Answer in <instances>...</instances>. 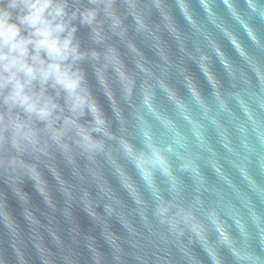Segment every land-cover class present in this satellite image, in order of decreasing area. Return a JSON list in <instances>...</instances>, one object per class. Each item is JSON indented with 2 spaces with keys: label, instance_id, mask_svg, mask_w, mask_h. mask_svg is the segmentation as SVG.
<instances>
[{
  "label": "water",
  "instance_id": "1",
  "mask_svg": "<svg viewBox=\"0 0 264 264\" xmlns=\"http://www.w3.org/2000/svg\"><path fill=\"white\" fill-rule=\"evenodd\" d=\"M208 2L216 22L226 27L247 49V60L211 22L201 0H184L196 20L195 28L185 19L177 0H113L112 10L122 22L117 31L122 32V36L113 33L106 23V39L98 44L92 38L91 28L81 25L79 19L73 22L77 25L75 35L82 51L95 49L103 54L108 46L119 51L123 62L117 59L115 63L117 67L124 64L130 74L126 81L128 87H132L134 81L133 95L125 98L120 81L110 67L111 58L103 66H99L103 63L102 57L96 62L84 60L79 67L86 74L88 88L102 109L110 131L118 139L127 138L141 148L138 133L145 123L161 148L172 145L169 159L175 191L170 192L166 178L156 174L157 190L172 206L168 215L174 219L177 209L191 211L207 229L208 240L216 244L222 264H236L229 250L219 244L208 219V213L215 211L226 231L235 238L236 246L253 255L259 253L264 264V46L252 43L224 0ZM231 2L264 45V18L251 11L247 0ZM258 2L264 9V0ZM87 6V0H69V11ZM168 25L177 29L178 38ZM211 41L229 60L232 75L213 50ZM130 43L136 46V52L129 48ZM201 55L208 57L215 87L200 66ZM137 63L148 68V73L142 72ZM97 67L102 76L109 67L106 75L118 104L117 111L122 112L121 120L97 78ZM187 78L198 90L202 103L193 97ZM159 82L167 85L172 95L184 104L183 111L160 89ZM143 91L153 94L154 109L171 122V129L141 103ZM47 95L55 97L64 109L58 113L59 127L71 113L63 93L57 96L49 87ZM238 97L245 101L255 119L245 114ZM92 120L88 112L79 118V122L88 127ZM36 127L40 151L47 155L37 158V154H27L25 159L39 168L51 203L34 180L24 176L13 184L16 177L0 168V201L16 226V230H10L0 216V264H212L189 227L182 223L183 235H179L167 222H161L155 214L156 201L135 167L120 154L115 140L106 141L111 158L135 181L134 194L140 204L122 187L114 165H110L104 155L90 161L81 152L75 144L74 130L61 141L68 147L66 156L51 141L42 123L37 122ZM177 133L183 145L175 143ZM93 136L103 138L99 133ZM181 158L190 159L199 175L181 171ZM242 170L247 171L255 185L244 178ZM57 172L63 183L57 179ZM17 186L26 200L16 192ZM105 187L111 189V196L101 190ZM108 204L114 209L111 213L106 208ZM253 211L260 217L259 223L255 222ZM232 216L245 225L247 237L239 234ZM242 264H252V260Z\"/></svg>",
  "mask_w": 264,
  "mask_h": 264
},
{
  "label": "clouds",
  "instance_id": "2",
  "mask_svg": "<svg viewBox=\"0 0 264 264\" xmlns=\"http://www.w3.org/2000/svg\"><path fill=\"white\" fill-rule=\"evenodd\" d=\"M87 3L89 5L87 7H77L69 11V0H7L6 3L5 0H0V168L4 169L9 175L16 177L12 182L13 184H17L24 176L34 180L39 191L44 195L47 193L45 197L51 203L46 182L39 168L32 161L25 159V156L27 154H37L38 158L41 154L47 155V152L40 151L37 122L44 125V129L49 132L51 141L65 155L68 147L62 144L61 141L65 140L69 131L74 130L77 137L75 144L81 152L86 154L90 161L98 155H104L110 165H114V173L119 178L122 187L128 191L136 204H140L141 201L134 194L135 181L124 169L118 166L117 161H113L111 158L106 141L115 140L120 154L135 167L145 188L156 201L155 214L161 222H167L173 230H178L179 235H183V228L180 227L182 223L189 227L208 253L212 264H222V257L218 253L216 244L208 240L205 226L191 211L184 212L177 209L173 219L172 216L168 215L172 206L168 204V200L165 199L163 193L157 190L156 174L159 173L166 178L168 190L170 192L175 191L174 171L169 159V154L173 152L172 145L161 148L155 142L151 129L145 123H143L138 133L142 143L141 148H137L127 138L118 139L110 131L108 121L90 92L86 74L79 67V64L84 60L100 61L103 57V63L99 65L103 66L111 58L113 63L110 67L118 77L126 99H130L133 95L134 81L132 87L127 86L126 81H128L130 74L124 64H122V67H117L115 60H121V58L115 47L108 46L103 54L95 49L90 51L81 50L75 35L77 25L73 23L77 19H79L81 25H87L91 28L92 38L98 44L106 39L104 32L106 23L113 33L122 36V32L117 31L121 28L122 22L121 18L112 10L113 0H87ZM177 3L185 19L194 28L197 27L196 20L189 13L184 0H177ZM224 3L233 18L244 28L252 43L256 46H264L255 30L240 15L231 0H224ZM201 4L211 22L224 32L238 54L247 60V49L226 27L216 22L208 0H201ZM247 4L252 12L264 18V9L261 8L258 0H247ZM133 18L136 19L134 16ZM167 27L171 33L177 38L179 37L175 27L171 25ZM211 43L213 50L220 57L229 74L232 75V65L229 60L224 57L223 52L215 46L214 42L211 41ZM128 46L133 52L137 51L134 44L130 43ZM207 60V55H201L200 66L215 87L216 80L209 69ZM137 66L142 72L148 73V68L144 65L137 63ZM108 68L104 70L102 76L97 67L96 75L106 94L113 102L117 118L121 120L123 115L121 111H117L118 104L106 75ZM256 70L260 71L258 68ZM187 84L196 101L202 103L200 94L193 86L190 78H187ZM49 87L55 90L57 96L63 93L65 105L71 113L70 116L63 119L59 127H57V122L60 121L61 117L58 113H62L64 109L55 97L47 95ZM159 87L176 103L179 110H184V104L172 95L167 85L159 82ZM153 98V94H150L149 91H143L141 103L148 112L161 119L165 126L171 129V122L154 109ZM238 99L245 114L249 118L255 119L253 112L245 101L240 97ZM86 112L93 117L90 127L79 122V118ZM140 119L144 121L143 117H140ZM93 133H99L103 138L97 139L93 136ZM196 135L201 140L203 139L199 131H196ZM175 143L183 145V140L178 133L175 137ZM181 159L183 160L180 164L181 171L195 173L196 176L199 175L196 166L190 159ZM216 171L220 174L218 167H216ZM220 175L223 179H226L222 174ZM242 175L247 181L255 185L246 170H242ZM56 176L63 183V179L58 172ZM101 190L109 196L112 195L109 187ZM16 192L22 199H27L18 186ZM85 196L87 197V193H85ZM106 208L109 213L114 211L112 204L106 205ZM88 210L92 215H95L93 209L88 207ZM29 214L30 212L28 217ZM0 216L3 217L5 225L10 230H16L15 223L2 201H0ZM252 216L256 223L260 222V217L257 216L255 211L252 212ZM208 219L217 233L219 244L229 250L236 264H242L243 261L247 260H252V264H261L262 258L259 253L253 255L251 252L241 251L236 246L235 238L226 231L215 211L208 213ZM232 219L239 234L247 237L249 233L241 220L236 216H232ZM92 246L94 245L92 244Z\"/></svg>",
  "mask_w": 264,
  "mask_h": 264
}]
</instances>
